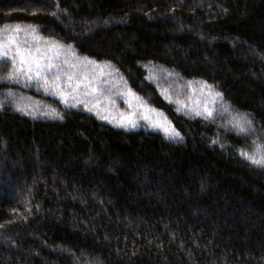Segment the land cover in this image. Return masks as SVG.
<instances>
[{"label":"trees","instance_id":"obj_1","mask_svg":"<svg viewBox=\"0 0 264 264\" xmlns=\"http://www.w3.org/2000/svg\"><path fill=\"white\" fill-rule=\"evenodd\" d=\"M29 26L183 139L0 80V264H264V167L240 154L264 157V0H0V29Z\"/></svg>","mask_w":264,"mask_h":264},{"label":"snow or ice","instance_id":"obj_2","mask_svg":"<svg viewBox=\"0 0 264 264\" xmlns=\"http://www.w3.org/2000/svg\"><path fill=\"white\" fill-rule=\"evenodd\" d=\"M17 29H19V26H17ZM29 29L30 31L26 30L28 38L25 41H20L16 38L21 34L19 30H17L15 37L12 35L0 34V62L9 61L13 65L12 70L7 76L0 77V80L19 82L23 79L28 84L34 82L37 86L45 90L51 89L55 94H58L66 107L76 106L74 103L70 104V100L76 101L79 95L91 96L92 94H100V89L95 85L93 77L88 75H76L75 72L69 74L65 71V67L73 70L76 69V64H70L69 58L73 61L79 59L74 52L70 51L71 46H68L66 49L63 44L40 36L35 26H29ZM28 39L32 41L31 47L27 46ZM38 45H44L43 52L40 47H37ZM33 50H35L36 55L32 54ZM49 52L51 55L48 54ZM81 63L91 65L96 62L89 58H84ZM64 85H67V89ZM203 87L208 90V103L203 106V111H198L196 114L211 118L213 116L212 105H215L217 97L222 99L223 94L220 92L213 93V86L208 85L206 82H203ZM12 95V92L9 91L8 97H12ZM127 95L138 102V106L144 110L145 113L143 119L148 121L151 127L162 129L166 133L167 139H183L181 133L171 125V121H167V117L164 116L163 113H159L158 110L147 105L146 102L143 101V98L139 97L131 88L127 89ZM3 106L4 102L0 101V107ZM18 110L23 109L18 108ZM88 110L91 111L92 109ZM225 110H227V106ZM151 112H157L159 119H152L149 115ZM42 115L63 119V116L55 109L42 113ZM132 115H135V113ZM102 118L107 119V117ZM124 119L126 120V125H130L133 128L137 126L135 120L129 118ZM162 121H167V124ZM237 123L241 133L247 134L251 129L252 121L247 117V114L242 116ZM240 154L247 161L259 167H264V157L257 159L254 155H250L244 150H240Z\"/></svg>","mask_w":264,"mask_h":264},{"label":"rangeland","instance_id":"obj_3","mask_svg":"<svg viewBox=\"0 0 264 264\" xmlns=\"http://www.w3.org/2000/svg\"><path fill=\"white\" fill-rule=\"evenodd\" d=\"M16 32L17 30L12 31L0 29V34L12 35L14 37L16 36ZM16 38L20 41H25L28 38L27 33H21ZM27 46H32V41L30 39H28ZM37 47H40L42 52L44 51V45H38ZM65 48L67 49V47ZM32 54L36 55L35 50H33ZM48 54L51 55L50 52ZM83 59L84 58H79L77 61H73L69 58V63H75L76 69L73 70L65 67V71L69 74L75 72L76 75H88L93 77L95 85L100 89V94H92L91 96L79 95L76 101L70 100V103H82L89 109H92L91 111H94L96 114L101 115L102 117H107V120L119 125H126V120L124 118L133 119L135 122L146 121L143 119L145 114L144 110L138 106L136 100L127 95V88L116 73L104 65H97L96 63L91 65L82 64L81 62ZM21 86L23 89H29V94L25 93L28 96L20 95L19 97L26 98L31 104L34 103L37 108H41V100L36 98L38 96L43 97L48 101H52V98L60 99L59 95L55 94L51 89L45 90L44 88L37 86L34 82L28 84L21 79ZM64 87L67 89V85H64ZM133 113H135V115H132ZM149 115L154 120L159 119L157 112H151ZM162 122L167 124L166 121Z\"/></svg>","mask_w":264,"mask_h":264}]
</instances>
